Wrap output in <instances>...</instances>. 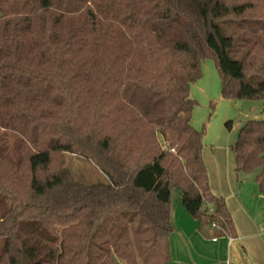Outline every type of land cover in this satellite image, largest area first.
Returning <instances> with one entry per match:
<instances>
[{
    "label": "trees",
    "instance_id": "obj_1",
    "mask_svg": "<svg viewBox=\"0 0 264 264\" xmlns=\"http://www.w3.org/2000/svg\"><path fill=\"white\" fill-rule=\"evenodd\" d=\"M224 20L259 26L241 60ZM206 59L224 99L264 101V0H0V264H92L95 228L121 214L98 264H170L175 189L236 237L191 124ZM231 149L264 192V120L243 123ZM64 153L109 182L77 180Z\"/></svg>",
    "mask_w": 264,
    "mask_h": 264
},
{
    "label": "rangeland",
    "instance_id": "obj_2",
    "mask_svg": "<svg viewBox=\"0 0 264 264\" xmlns=\"http://www.w3.org/2000/svg\"><path fill=\"white\" fill-rule=\"evenodd\" d=\"M222 32L235 39L234 59L241 60L254 40L259 26L252 22L224 20L219 22ZM191 97L197 104L192 112L191 124L197 130L205 128L203 156L210 178L217 177L219 167L222 174L232 173L235 156L230 146L237 140L240 126L250 119L264 120L263 100H228L222 97V81L213 59L202 65V77L191 85ZM229 123V125H227ZM10 154L17 156L18 136L8 135ZM74 177L85 184L108 183L109 179L95 164L78 154L64 153L60 156ZM250 181L253 174H243ZM259 188V186H258ZM260 189V188H259ZM175 229L170 235V264H200L213 236L220 239V227L209 233L212 221H200L192 217L181 200V192L173 190L171 195ZM206 206V205H205ZM129 214L118 217L108 215L97 225L92 236L89 261L98 264L106 246L116 238L118 229L123 228ZM209 238V239H208ZM205 251V252H204ZM215 255L213 254V257Z\"/></svg>",
    "mask_w": 264,
    "mask_h": 264
},
{
    "label": "crops",
    "instance_id": "obj_3",
    "mask_svg": "<svg viewBox=\"0 0 264 264\" xmlns=\"http://www.w3.org/2000/svg\"><path fill=\"white\" fill-rule=\"evenodd\" d=\"M230 170L222 174L219 167V174L209 176V182L213 193L225 198L237 236L220 229V239L213 236L208 240L214 245L208 246V255L204 251L206 259L200 264H264V192L258 188L256 173H251L253 178L248 182L242 177L246 173L237 172L235 161L232 173ZM213 229L211 226L209 233Z\"/></svg>",
    "mask_w": 264,
    "mask_h": 264
},
{
    "label": "built area",
    "instance_id": "obj_4",
    "mask_svg": "<svg viewBox=\"0 0 264 264\" xmlns=\"http://www.w3.org/2000/svg\"><path fill=\"white\" fill-rule=\"evenodd\" d=\"M213 228H216L215 224L212 225ZM216 240V239H215Z\"/></svg>",
    "mask_w": 264,
    "mask_h": 264
}]
</instances>
